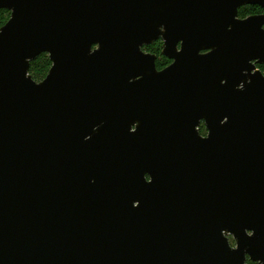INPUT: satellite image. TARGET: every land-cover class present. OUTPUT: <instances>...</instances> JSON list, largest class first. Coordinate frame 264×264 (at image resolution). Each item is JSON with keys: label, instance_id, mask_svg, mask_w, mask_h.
Wrapping results in <instances>:
<instances>
[{"label": "water", "instance_id": "95a60500", "mask_svg": "<svg viewBox=\"0 0 264 264\" xmlns=\"http://www.w3.org/2000/svg\"><path fill=\"white\" fill-rule=\"evenodd\" d=\"M244 6L264 0H0V264H264V15Z\"/></svg>", "mask_w": 264, "mask_h": 264}, {"label": "trees", "instance_id": "16d2710c", "mask_svg": "<svg viewBox=\"0 0 264 264\" xmlns=\"http://www.w3.org/2000/svg\"><path fill=\"white\" fill-rule=\"evenodd\" d=\"M255 9H260V8L256 7V6H251V7L249 6V7L242 8L240 10V12H239L240 13V17H242V16H247L248 17L250 15L249 14L250 11L251 10H255ZM5 11H7V10H1L0 11V25H2V27H4L7 24V23H4V17L2 15ZM7 12H9V11H7ZM2 27H0V29ZM159 51H160V49H159ZM163 62H167V60L163 59ZM158 65H159V68H162V66H163V64L160 63V62H159ZM51 68H52V62H51L49 56L47 54H43V55L39 56L36 60L31 62V67H30L29 74L36 82H41L48 76ZM201 132L203 134L205 133V128L204 127H201ZM247 264H248V262H247ZM253 264H257V263H253Z\"/></svg>", "mask_w": 264, "mask_h": 264}, {"label": "flooded vegetation", "instance_id": "af4514ba", "mask_svg": "<svg viewBox=\"0 0 264 264\" xmlns=\"http://www.w3.org/2000/svg\"><path fill=\"white\" fill-rule=\"evenodd\" d=\"M244 7H249V6H244ZM244 7H242V8H244ZM251 7V6H250ZM256 7H259V6H256ZM241 8V9H242ZM261 10H264V9H262L261 7H259ZM240 9V10H241ZM240 10H239V12H240ZM253 16H260V15H249L246 19H248V18H250V17H253ZM239 19H241V20H245V19H242L241 17H240V13H239ZM164 46H165V41H164V39L163 38H159L157 41H155V42H153L152 44H150V45H145V46H143L142 47V52L143 53H145L146 55H152V56H155L156 57V68H157V71H159V72H161V71H163V70H165V69H167L168 67H170L172 64H168V63H166V62H163V59L165 60H167V61H173V60H170L168 57H166L165 55H164ZM159 49H160V51H159ZM179 51H180V45H179ZM159 52V53H158ZM159 62L160 63H162L163 64V66H162V68H159ZM256 65V68H257V70H259L262 74H263V76H264V65H260V64H255ZM201 127H204L205 128V123L204 122H202L201 123V126L199 127V132H200V135L202 136V137H207V135H205V133L203 134L202 132H201ZM205 132L207 133V130H206V128H205Z\"/></svg>", "mask_w": 264, "mask_h": 264}, {"label": "clouds", "instance_id": "9594fccd", "mask_svg": "<svg viewBox=\"0 0 264 264\" xmlns=\"http://www.w3.org/2000/svg\"><path fill=\"white\" fill-rule=\"evenodd\" d=\"M249 14L250 15H264V10H260V9L251 10ZM2 15L4 17V23H7V21L11 19L12 13L5 11ZM241 18L242 19H246L247 16H242ZM0 27H2V25H0ZM166 63L172 64L173 62L172 61H167ZM205 135H207L206 132H205ZM248 234H249V236L253 235V233H251V232H249ZM229 239L231 241L233 249H235L237 247L235 238L234 237H229ZM248 264H253V262H252L250 257L248 258ZM257 264H259V262H257Z\"/></svg>", "mask_w": 264, "mask_h": 264}, {"label": "snow or ice", "instance_id": "6c2138e0", "mask_svg": "<svg viewBox=\"0 0 264 264\" xmlns=\"http://www.w3.org/2000/svg\"><path fill=\"white\" fill-rule=\"evenodd\" d=\"M97 47H99V45H97ZM180 51H183V45H180ZM210 54H211L210 51H206V52H204L202 55H204V56H208V55H210ZM172 62H173V63H172L173 66L177 63L175 60H173Z\"/></svg>", "mask_w": 264, "mask_h": 264}, {"label": "rangeland", "instance_id": "374dc122", "mask_svg": "<svg viewBox=\"0 0 264 264\" xmlns=\"http://www.w3.org/2000/svg\"><path fill=\"white\" fill-rule=\"evenodd\" d=\"M230 243H231V241H230ZM231 246H232V244H231Z\"/></svg>", "mask_w": 264, "mask_h": 264}]
</instances>
